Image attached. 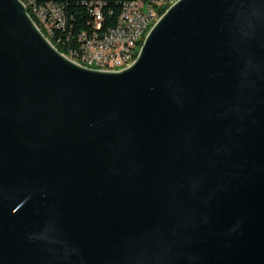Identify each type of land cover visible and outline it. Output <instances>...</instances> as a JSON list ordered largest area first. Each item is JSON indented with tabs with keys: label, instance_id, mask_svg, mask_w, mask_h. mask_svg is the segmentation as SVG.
<instances>
[{
	"label": "water",
	"instance_id": "water-1",
	"mask_svg": "<svg viewBox=\"0 0 264 264\" xmlns=\"http://www.w3.org/2000/svg\"><path fill=\"white\" fill-rule=\"evenodd\" d=\"M0 264H264V0H178L118 72L0 0Z\"/></svg>",
	"mask_w": 264,
	"mask_h": 264
},
{
	"label": "built area",
	"instance_id": "built-area-1",
	"mask_svg": "<svg viewBox=\"0 0 264 264\" xmlns=\"http://www.w3.org/2000/svg\"><path fill=\"white\" fill-rule=\"evenodd\" d=\"M71 0H49V4H42V14L49 23L50 28L62 33L67 38L70 45L73 24L69 22L65 6ZM89 7L90 15L93 17V29L89 32L82 31L77 35L79 49H75L79 54L94 56L97 63L100 61H110L116 64V57L127 53L128 47H136V43L131 42V29L136 25L137 8L152 7V2L144 0H126L123 3L120 16L114 28L102 31L103 3L100 0H79ZM165 4H161L163 6ZM96 39H103V47H96ZM73 46V44L71 45ZM118 67V66H116Z\"/></svg>",
	"mask_w": 264,
	"mask_h": 264
},
{
	"label": "bare ground",
	"instance_id": "bare-ground-1",
	"mask_svg": "<svg viewBox=\"0 0 264 264\" xmlns=\"http://www.w3.org/2000/svg\"><path fill=\"white\" fill-rule=\"evenodd\" d=\"M177 1L178 0H156L159 5L168 4L170 6L174 5ZM37 3L38 0H29L28 2L23 4L26 7L27 11L28 9H32V13L36 17L37 23L32 19L30 14L29 16L34 21L39 31L50 42L48 37L52 35V28H50V25L49 23H47V20L44 19V16H41L42 7H37ZM46 4H49V0ZM159 20L160 17H158L154 13L153 5L152 7L137 8L136 25H134V28L131 29V42H134L137 45L141 40H145L152 28L156 25ZM96 47H103V39H96ZM136 53V47H128L127 53L116 57V64L110 61H100L97 63L96 59H94V56L88 54H79L77 56H73V54L71 53L69 56H66L64 54L63 55L71 61L75 62L76 64L86 68L101 71L118 72L127 69L137 60L134 59Z\"/></svg>",
	"mask_w": 264,
	"mask_h": 264
},
{
	"label": "trees",
	"instance_id": "trees-1",
	"mask_svg": "<svg viewBox=\"0 0 264 264\" xmlns=\"http://www.w3.org/2000/svg\"><path fill=\"white\" fill-rule=\"evenodd\" d=\"M23 3L28 2L29 0H21ZM90 1V0H88ZM103 3V23H102V31H107L111 28H114L117 24L118 18L121 13V9L123 3L126 0H100ZM145 2H152L154 6V13L158 17H162L166 11L171 7L168 4L163 6L159 5L156 0H144ZM46 4L48 0H38L37 7H42L40 3ZM66 13L69 17V22L73 24L72 36L70 45L67 43V38L63 37L62 33L56 32V30L52 29V35L49 38L50 42L56 47V49L66 55L69 56L71 53L73 56L79 55V41H77V35L82 31H91L93 29L94 20L90 15L89 7L86 6L82 1L79 0H71L65 6ZM30 16L37 23L36 17L32 13V9H28ZM145 40H141L137 45V53L135 54V60L138 58L140 50L143 46ZM73 44V46H71ZM77 49V50H75Z\"/></svg>",
	"mask_w": 264,
	"mask_h": 264
}]
</instances>
